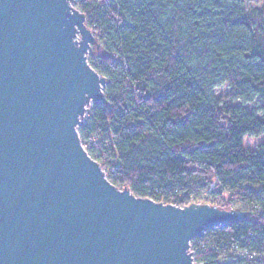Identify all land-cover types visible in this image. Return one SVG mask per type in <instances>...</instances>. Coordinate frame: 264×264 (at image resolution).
Wrapping results in <instances>:
<instances>
[{
  "label": "trees",
  "instance_id": "16d2710c",
  "mask_svg": "<svg viewBox=\"0 0 264 264\" xmlns=\"http://www.w3.org/2000/svg\"><path fill=\"white\" fill-rule=\"evenodd\" d=\"M255 1L74 4L100 46L88 62L107 80L78 133L109 182L156 203L203 200L244 214L191 242L196 264H264V142L244 150L245 139L264 137V114L247 108L264 105V14L247 9Z\"/></svg>",
  "mask_w": 264,
  "mask_h": 264
},
{
  "label": "water",
  "instance_id": "95a60500",
  "mask_svg": "<svg viewBox=\"0 0 264 264\" xmlns=\"http://www.w3.org/2000/svg\"><path fill=\"white\" fill-rule=\"evenodd\" d=\"M75 0H0V264H196L191 242L244 214L112 185L78 128L104 101Z\"/></svg>",
  "mask_w": 264,
  "mask_h": 264
},
{
  "label": "rangeland",
  "instance_id": "374dc122",
  "mask_svg": "<svg viewBox=\"0 0 264 264\" xmlns=\"http://www.w3.org/2000/svg\"><path fill=\"white\" fill-rule=\"evenodd\" d=\"M247 9L254 13L255 15L264 14V0H256L254 3L247 6ZM87 58H89V54L87 55ZM96 60V59H95ZM228 88L226 86H223L221 88L215 89L214 94L216 97H223L225 94H227ZM247 108H249L251 111H253L254 114H256L258 117H262L264 114V105L259 103H253L250 105H247ZM262 142H264V137L259 139H245L244 140V150L246 152H251L256 146L260 145Z\"/></svg>",
  "mask_w": 264,
  "mask_h": 264
},
{
  "label": "built area",
  "instance_id": "2783aa9c",
  "mask_svg": "<svg viewBox=\"0 0 264 264\" xmlns=\"http://www.w3.org/2000/svg\"><path fill=\"white\" fill-rule=\"evenodd\" d=\"M149 200H151V201H153L152 199H149ZM202 201L203 200H201L199 203H197V204H202ZM155 202V201H154ZM161 204H163V203H161ZM165 205V204H164ZM201 250L204 252H207V251H209L210 249L208 248V247H205V246H203V247H201ZM234 251H235V255L237 256V257H244V256H246V254L247 253H243V252H241V251H239V249H237V248H235L234 249ZM190 252L192 253V255H193V252H192V250H191V248H190Z\"/></svg>",
  "mask_w": 264,
  "mask_h": 264
}]
</instances>
